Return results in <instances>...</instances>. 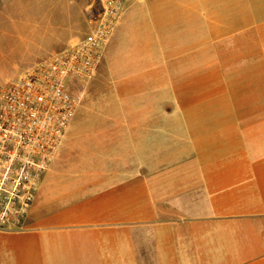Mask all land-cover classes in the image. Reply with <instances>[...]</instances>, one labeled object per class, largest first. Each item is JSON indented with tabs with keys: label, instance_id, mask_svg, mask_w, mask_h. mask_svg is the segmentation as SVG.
<instances>
[{
	"label": "crops",
	"instance_id": "0c3cea01",
	"mask_svg": "<svg viewBox=\"0 0 264 264\" xmlns=\"http://www.w3.org/2000/svg\"><path fill=\"white\" fill-rule=\"evenodd\" d=\"M53 28L29 41L44 60L90 34ZM96 74L122 88V127L78 142L79 105L0 264H264V0L130 1ZM88 150L116 153L57 191L63 154Z\"/></svg>",
	"mask_w": 264,
	"mask_h": 264
},
{
	"label": "built area",
	"instance_id": "2783aa9c",
	"mask_svg": "<svg viewBox=\"0 0 264 264\" xmlns=\"http://www.w3.org/2000/svg\"><path fill=\"white\" fill-rule=\"evenodd\" d=\"M130 1L93 0L88 37L0 84V228L23 225Z\"/></svg>",
	"mask_w": 264,
	"mask_h": 264
},
{
	"label": "rangeland",
	"instance_id": "374dc122",
	"mask_svg": "<svg viewBox=\"0 0 264 264\" xmlns=\"http://www.w3.org/2000/svg\"><path fill=\"white\" fill-rule=\"evenodd\" d=\"M91 3L92 0H0V84L23 74L31 66L48 57L41 52L43 49L39 47L40 41L39 43L37 40L34 43L29 42L34 37H44L52 32H57L58 30L53 27L58 26V24L65 26L70 32L79 30L80 33H86L85 28L86 31L90 30L89 17H87L88 13L85 9L87 4L89 6ZM143 29L141 28L140 31L138 24L133 27L130 36L126 35L125 38H123V34L119 36L117 47L120 55L123 49L126 52L132 46H140L143 43ZM45 47L51 48L54 45H46ZM98 78L99 75L96 74L86 84L80 98V110H83V114L77 127L86 130V134L78 135L77 138L78 142H87L85 145H91L89 133L94 132L93 130L97 127H122L123 120L118 117L122 114L123 108L121 103L115 99L118 95L121 96L122 88L114 87L112 84L107 85L104 81H99ZM79 113L80 111L78 115ZM161 125L169 126L170 122L163 120ZM73 140L75 139L73 138ZM95 141L100 143L98 140ZM60 148L57 152L60 151ZM113 152L116 153L108 150H104V152L79 151L76 152L78 155L70 156L68 154L69 159L67 154H63V159L61 157L59 163L62 167L59 176L64 181H59L56 186L57 191H67L68 187L75 182L73 177L88 174L87 171H90L91 165L77 166V162L92 163L96 159L106 161L108 155H112ZM80 154L84 156H80ZM15 228L12 223H9L0 229Z\"/></svg>",
	"mask_w": 264,
	"mask_h": 264
}]
</instances>
